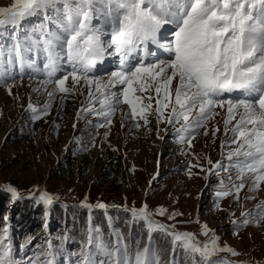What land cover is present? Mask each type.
<instances>
[{"label":"snow or ice","instance_id":"obj_1","mask_svg":"<svg viewBox=\"0 0 264 264\" xmlns=\"http://www.w3.org/2000/svg\"><path fill=\"white\" fill-rule=\"evenodd\" d=\"M166 28L171 38L165 36ZM109 57L117 64L104 79L98 73L105 70ZM25 75L29 79L42 75L40 84L49 98L39 107L29 102L33 122L50 113L57 94L63 100L83 86L88 89V103L78 111V119L84 118L81 113L91 114L104 120L97 127L110 126L117 106L126 104L129 112L124 115L134 127L140 128L141 120L147 126L154 111L157 125L179 124L175 128L178 142L191 147L200 128H205V136L209 134L207 123L220 115L216 109H226L224 134L231 136L221 141V148L228 149L227 164L206 158L211 167L205 169L199 162L191 167L209 175L229 174L231 183L220 181L217 201L232 196L238 203L249 181L248 193L264 184V0H14L0 6V85L11 94L16 78L22 81ZM69 79L71 87L66 84ZM48 85H53L51 91ZM219 131L218 127L211 130L213 138ZM74 142L80 144V138L74 137ZM91 146H95L94 139ZM188 171L192 175L191 168ZM5 190L13 200L20 198L15 187L6 185ZM31 198L45 206L58 199L39 188ZM81 206L106 211L117 207L90 204L87 197ZM124 210L131 213L133 222H144L148 239L143 246L140 241L126 242L124 233L112 227L111 217L107 235L90 217L78 251H66L65 244L72 238L65 235L58 245L48 240L47 247L28 258L27 264H180L179 253L184 264H248L220 256L238 253L221 245L207 224L201 229L207 239L201 241L193 232L179 231L175 224L153 218L175 220L182 213L169 214L163 206L152 211L147 203ZM262 222L264 201L232 221L234 234ZM157 232L171 238L168 261L163 260L165 250L153 240ZM0 264H22L14 255L8 226L0 228Z\"/></svg>","mask_w":264,"mask_h":264},{"label":"rangeland","instance_id":"obj_2","mask_svg":"<svg viewBox=\"0 0 264 264\" xmlns=\"http://www.w3.org/2000/svg\"><path fill=\"white\" fill-rule=\"evenodd\" d=\"M13 2L0 0V6ZM111 71L98 75L107 79ZM43 79L42 75H34L31 79L25 75L22 81L17 77L11 94L0 85V188L5 190L6 185H11L20 197L31 196L39 188L58 197L55 203L71 207H82L85 197L90 204L104 202L117 206L109 208L117 210L125 206L140 208L145 203L152 211L163 206L169 214L182 215H177L175 220L155 215L158 220L175 224L179 231L193 232L201 241L207 239L201 231L207 224L219 236L221 245L227 244L238 253L236 256L220 253V256L237 262L264 264V222L258 226L249 224L241 228L238 235L234 234L236 227L232 224L242 212L264 201V184L259 191L248 193L249 181L240 192L238 203L232 196L217 201L215 193L220 190V181L223 180L224 185L231 183L229 174L221 171L219 175H209L200 167H191L198 162L205 169L211 167L206 158L227 164L228 149L221 148V141L231 136L230 132L227 136L224 134L226 109H216L220 115L207 123L209 134L205 136V128H200L194 134L191 147L178 142L175 128L179 124L161 122L157 125L154 111L149 115L147 126H143L141 120L142 126L134 127L133 121L124 115L129 112L126 104L117 106L110 126L97 127L104 120L91 114L81 113L84 118L78 119V111L88 103V89L83 86L63 100L62 94H57L51 102L50 113L33 122L28 111L29 102L39 107L49 99L40 84ZM66 84L71 87V79ZM175 84L174 81L173 88ZM52 87L48 85L47 90L51 91ZM37 88L41 90L34 91ZM216 127L220 131L213 138L211 130ZM74 137L80 138V144L74 142ZM93 139L95 146H91ZM84 145L89 146L88 150L78 151ZM57 162L60 166L53 171ZM235 179L233 175L232 180ZM246 195L254 199H245ZM8 207L14 209V203L11 201ZM28 209L25 212L31 216L32 210ZM119 223L127 239L126 229L130 222L124 223L120 218ZM75 225L69 228L79 236L80 230ZM51 227L47 221L48 232Z\"/></svg>","mask_w":264,"mask_h":264},{"label":"trees","instance_id":"obj_3","mask_svg":"<svg viewBox=\"0 0 264 264\" xmlns=\"http://www.w3.org/2000/svg\"><path fill=\"white\" fill-rule=\"evenodd\" d=\"M60 164H57L52 168L56 170ZM59 173V171H55ZM64 174L65 171H62ZM14 203V209H10L8 204ZM61 203H54L51 206H45L43 203H37L36 198L31 196L22 195L20 198L13 200L12 194L6 190L0 188V228L5 226L9 227V236L15 251L24 255V260L28 261V258L38 255L42 248L47 247V241L52 240L53 244L58 245L67 235L72 238L65 244L67 252L78 251L79 241L82 239L86 229L89 226V218L91 217V223L94 226H98L103 230L105 235L110 231L108 218L111 217L112 227L118 229L121 232L124 231L122 224L119 223V219L122 218L124 223H129L128 236L126 242L132 244L135 241H140L141 246L148 239V231L143 221L133 222L132 215L129 211L124 209H98L93 208L91 210L84 207H71ZM32 210L30 215L26 214V208ZM47 212V216H46ZM6 214V215H5ZM8 217L7 221L4 219ZM48 217L49 219H46ZM49 221L52 226L50 233L45 228V223ZM75 225L80 230L79 236L76 235V231L69 228V225ZM71 227V226H70ZM32 237V243L28 244V239ZM153 240L158 248L164 249L163 260L168 261L172 253L171 238L163 233L157 232L153 234ZM21 245H25L21 248ZM40 246V248L37 247ZM166 245L167 248H164ZM177 258L180 260V264H184L183 253H179Z\"/></svg>","mask_w":264,"mask_h":264},{"label":"bare ground","instance_id":"obj_4","mask_svg":"<svg viewBox=\"0 0 264 264\" xmlns=\"http://www.w3.org/2000/svg\"><path fill=\"white\" fill-rule=\"evenodd\" d=\"M107 74H109V73H104V74H102V75H107ZM102 75H100V76H102Z\"/></svg>","mask_w":264,"mask_h":264},{"label":"water","instance_id":"obj_5","mask_svg":"<svg viewBox=\"0 0 264 264\" xmlns=\"http://www.w3.org/2000/svg\"><path fill=\"white\" fill-rule=\"evenodd\" d=\"M38 194V193H37ZM154 219L158 220L155 216L153 217ZM189 232V231H188Z\"/></svg>","mask_w":264,"mask_h":264}]
</instances>
